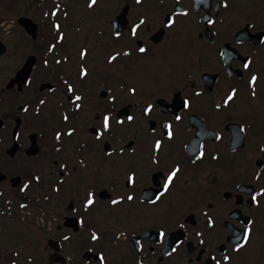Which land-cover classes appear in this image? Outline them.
<instances>
[{"label": "flooded vegetation", "instance_id": "obj_1", "mask_svg": "<svg viewBox=\"0 0 264 264\" xmlns=\"http://www.w3.org/2000/svg\"><path fill=\"white\" fill-rule=\"evenodd\" d=\"M3 6L37 28L0 65V217L30 207L47 242L71 239L64 264H264V0ZM184 49L194 67L174 82L138 68ZM124 81L130 99L107 90Z\"/></svg>", "mask_w": 264, "mask_h": 264}, {"label": "rangeland", "instance_id": "obj_2", "mask_svg": "<svg viewBox=\"0 0 264 264\" xmlns=\"http://www.w3.org/2000/svg\"><path fill=\"white\" fill-rule=\"evenodd\" d=\"M18 12L19 11L15 8L9 9L4 6L3 10H0V16H5V18H0V38L7 46V52L0 56V65H7L8 67L5 66L4 69H9V73H11L12 66L17 65L24 60L23 55L29 53L31 46L30 38L26 36L16 21L19 16ZM100 40L101 39L95 40V42L98 43ZM177 54L178 55H176L175 58L176 63L173 61L174 58H172L173 60L170 64L169 62L167 64H163L158 60L152 62L146 61L144 63L145 69L142 67L138 68L141 71L147 70L148 75H153V78L154 76H158V73H166L165 77L172 76L171 82H174V77H178L180 75V71L183 73L185 69L188 70L189 67H194L191 60L192 58H190V49L179 50ZM166 69H168V72ZM139 70L137 71V74L140 72ZM0 75L2 77L4 74L1 73ZM153 78L147 80L145 79L144 81L146 84L145 86L148 87L151 92L157 91L153 88V86H158L157 84L154 85V83H151L155 81ZM164 79H161L159 82H164L166 80ZM115 85L116 84L112 87H108L107 90L109 92L123 91L124 97L126 99H130L131 94L129 91H132L131 87L135 86V84L124 81L123 86ZM26 214V217L21 221L18 219L16 221L15 218L10 217L9 215V217H0V253H6V256L9 255V263H7L4 259H0V264H10V261H14L12 264H49L48 256L51 253V249L48 247L46 241L47 237L50 235L48 232L49 230L40 224L41 222L38 220L39 218L35 217L34 211L30 207L28 208ZM10 240L12 242H10ZM70 240L71 239L63 242L64 245L62 251L68 255L67 257H69L70 251L73 248L72 243L69 242ZM35 256H37V258L34 260ZM25 258L32 259V261H26Z\"/></svg>", "mask_w": 264, "mask_h": 264}, {"label": "snow or ice", "instance_id": "obj_3", "mask_svg": "<svg viewBox=\"0 0 264 264\" xmlns=\"http://www.w3.org/2000/svg\"><path fill=\"white\" fill-rule=\"evenodd\" d=\"M137 2L139 3L140 2V0H137ZM96 3V0H92V4H95ZM92 5L90 4V7H91ZM53 14H55V13H53ZM141 23H143V21H141ZM133 34H135V29H133ZM145 51V49L144 48H140V52H144ZM116 59V56H113V57H111V61H114ZM110 61V62H111ZM245 67H247V65H245ZM84 74H86V73H82V75H84ZM256 80V78L255 77H253V81H255ZM69 91H72V89H71V87L69 88ZM134 91V90H133ZM77 101H79L80 99H81V97H79V96H77L76 98H75ZM233 99V95H230L229 97H228V100L227 101H225V103H227L228 101H231ZM41 103H43V101H41ZM185 106H187V102H186V104H185ZM77 107H79V105H77ZM26 110V109H25ZM129 120H131L132 119V117H129L128 118ZM177 119H179V117H177ZM122 122V121H121ZM104 128L107 130L108 128H109V117L108 116H105L104 117ZM69 134H71V133H69ZM172 136V133H171V131L169 132V137H171ZM58 139H59V135H58V137H57ZM156 147H157V149H159L160 148V144H159V142L157 143V145H156ZM178 171V170H177ZM176 171H173L172 172V174L168 177V179H167V183H165V185H164V191L166 192V191H168V189H169V186L172 184V182H173V178L176 176ZM27 187V185H25V188ZM161 195H163V193H161ZM128 199L129 200H132L133 199V197H131V196H129L128 197ZM157 200H159L160 199V196H157V198H156ZM253 199H255V198H253ZM155 201H153V203H154ZM94 203V201H93V199H92V194H89V199H88V201H87V204L88 205H92ZM113 204H116V203H118V201H113L112 202ZM22 207H23V205H22ZM93 239H97V237L95 236V235H93ZM249 239H250V235H249V232H245V234H244V236H243V241H244V243L243 244H240L239 245V247L240 248H242L243 246H244V244H246L248 241H249ZM176 249H173V251H175Z\"/></svg>", "mask_w": 264, "mask_h": 264}, {"label": "water", "instance_id": "obj_4", "mask_svg": "<svg viewBox=\"0 0 264 264\" xmlns=\"http://www.w3.org/2000/svg\"><path fill=\"white\" fill-rule=\"evenodd\" d=\"M19 22L21 24H23L30 33L35 34V31H36L37 27H36V25H35V23L33 21H31L28 18H20ZM5 49L6 48H5L4 44L0 41V54L4 53ZM31 64H32V59H29L27 64L23 67V69L18 74L19 80L21 78H23L24 81L26 80V78L28 76V73H29V68H30ZM49 244L54 249V253L50 256L49 261L50 262H54V261H58L59 260V261L64 263L63 256H61L58 253V250L60 249V246H59L58 242L49 241Z\"/></svg>", "mask_w": 264, "mask_h": 264}]
</instances>
